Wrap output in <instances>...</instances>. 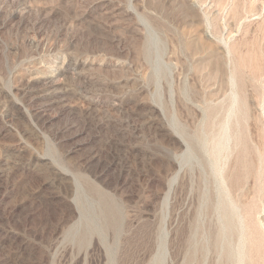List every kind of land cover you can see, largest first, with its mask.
Listing matches in <instances>:
<instances>
[{
  "label": "rangeland",
  "instance_id": "374dc122",
  "mask_svg": "<svg viewBox=\"0 0 264 264\" xmlns=\"http://www.w3.org/2000/svg\"><path fill=\"white\" fill-rule=\"evenodd\" d=\"M0 264H264V0H0Z\"/></svg>",
  "mask_w": 264,
  "mask_h": 264
},
{
  "label": "bare ground",
  "instance_id": "6f19581e",
  "mask_svg": "<svg viewBox=\"0 0 264 264\" xmlns=\"http://www.w3.org/2000/svg\"><path fill=\"white\" fill-rule=\"evenodd\" d=\"M152 34V33H151ZM152 40H155L156 39V35L153 33L152 34ZM179 134H181V136H182V140L184 141V143H185V137L183 136L184 135V132H182L181 131V133H179ZM186 136V135H185ZM187 139H188V137H187ZM189 141V140H188ZM187 141V142H188ZM221 147H222V143H220V144H218V147H217V150L219 151L220 149H221ZM192 154H194L193 153V150H192V148L190 147V143H189V145L188 144H186V150H185V153H184V156H185V158L186 159H190L191 157H192ZM104 203V208H105V211H106V213L105 214H107V220H108V222L110 223V224H115L116 223V220H115V218H116V216H117V212L115 211V209H113L111 206H110V204H108L107 202H106V200L104 199V201H103ZM107 203V204H106ZM225 219H226V230H229V229H231V222L229 221L230 220V218H229V214L227 213V210H225ZM226 235V234H225ZM224 240V238L222 239V241ZM226 250V249H225ZM228 250V253H229V258H231V251L229 250V249H227Z\"/></svg>",
  "mask_w": 264,
  "mask_h": 264
}]
</instances>
